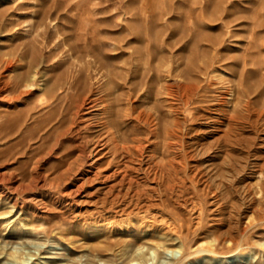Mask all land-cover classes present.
Listing matches in <instances>:
<instances>
[{"label": "rangeland", "instance_id": "374dc122", "mask_svg": "<svg viewBox=\"0 0 264 264\" xmlns=\"http://www.w3.org/2000/svg\"><path fill=\"white\" fill-rule=\"evenodd\" d=\"M114 137L185 160L164 224L67 204ZM0 264H264V0H0Z\"/></svg>", "mask_w": 264, "mask_h": 264}, {"label": "bare ground", "instance_id": "6f19581e", "mask_svg": "<svg viewBox=\"0 0 264 264\" xmlns=\"http://www.w3.org/2000/svg\"><path fill=\"white\" fill-rule=\"evenodd\" d=\"M88 101H90V99ZM87 106L85 105V107ZM219 106L221 107L220 110L222 112L225 111L224 109H222V106H225L224 99H222L221 103H219ZM79 114L81 113L79 112ZM224 115L222 116L223 119ZM138 119L141 121L140 118ZM233 120H235L233 119V117H227L229 125ZM144 121L147 123L148 118L144 119ZM221 123L222 120L217 121V124ZM79 130L80 129H78V131ZM152 133L157 134V130L153 129ZM171 134L174 136V133ZM104 141L105 142L100 141V139L95 141L88 151L86 147H83V145H79L80 147L78 155L72 162L68 164L64 172L70 173L67 180L68 182L64 183L65 185H69L70 188L67 192L65 191L63 193V196H67L70 198V202H68L67 204L90 207L91 209H87L86 212L94 221L104 220L108 218L107 216H112L114 218L118 216L120 217L123 214L125 216V214L128 212V214L134 215V218L139 219L140 224L142 222V224H144L145 226L151 225L156 228L159 222L165 221V210L166 212H169L170 201L168 200V203L166 199L168 194H173L175 192L176 186L184 183V181L186 180L185 177L181 179V176H183L182 174L186 168L185 160L179 159L181 156H176L173 158L166 157V155H164V153L162 152L160 156L158 155L159 157L157 161H153V157H146V155L143 156L142 154L139 155L140 157L134 158L129 153L131 147H128L127 145L119 147V143H116L117 140L115 137L113 138L114 145L112 147L114 148V152L112 154H109L107 151V153L102 154V150H104L107 146L106 140ZM141 144L142 143H140L139 140V144H137L136 146L134 145V149L140 153H143L144 147H142ZM16 189L17 188H15V190ZM154 196L157 197V202L153 201L152 198ZM39 201L41 202L42 200L39 199ZM175 206L176 205H174V207ZM158 207H161L164 210H162V212L153 213L154 209ZM185 210L187 211V209ZM126 222L128 221L126 220ZM229 241L231 242L235 240L233 237H231ZM230 249L232 250V248Z\"/></svg>", "mask_w": 264, "mask_h": 264}]
</instances>
